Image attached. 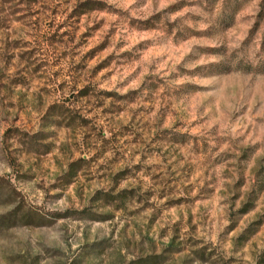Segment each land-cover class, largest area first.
Here are the masks:
<instances>
[{
    "label": "rangeland",
    "instance_id": "obj_1",
    "mask_svg": "<svg viewBox=\"0 0 264 264\" xmlns=\"http://www.w3.org/2000/svg\"><path fill=\"white\" fill-rule=\"evenodd\" d=\"M0 264H264V0H0Z\"/></svg>",
    "mask_w": 264,
    "mask_h": 264
}]
</instances>
